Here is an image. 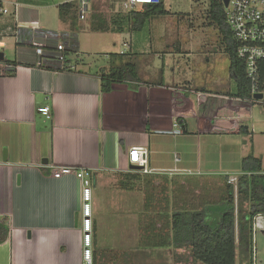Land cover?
I'll return each instance as SVG.
<instances>
[{
    "label": "crops",
    "instance_id": "crops-1",
    "mask_svg": "<svg viewBox=\"0 0 264 264\" xmlns=\"http://www.w3.org/2000/svg\"><path fill=\"white\" fill-rule=\"evenodd\" d=\"M17 1L22 3L19 19L1 17L2 26L16 20L28 25L39 21L33 4ZM122 1L109 0L110 8L117 12L111 20H92L95 12L90 15L99 23L96 32L108 31L113 36L107 37L106 44L96 41V45L108 48L107 53H124L121 61L136 60L145 77L115 82L112 90L105 92L97 73L108 68L115 57L101 65L78 57L80 63H73L75 70H56L42 66L35 49L24 45L16 46L10 59L16 62L14 70L0 77V222L9 226L8 238L0 243V264H85L83 186L75 173L55 177L54 171L61 167L91 173L93 258L102 219L100 189L126 192L127 201L143 206L150 214L147 219L154 215L161 227L171 181L176 182L177 190L190 192L191 199L185 194L176 196L180 205L199 207L223 197L224 174L242 172V168L225 172L210 161L214 151L232 145L225 143L231 134L254 132L251 117L243 112L251 105L237 96L236 79L235 87L229 90H211L206 81L201 85L186 79L183 83L168 82L165 57L161 59L162 55L154 52L152 39L135 38L138 31L128 23H114L127 12L122 6L117 9ZM39 26L57 33L49 23ZM77 33L72 30L61 35L74 38L78 49ZM126 33L130 40H126ZM115 61L119 63L117 57ZM150 70L155 80L146 78ZM172 70L176 73L177 68ZM43 105L51 107L52 117L38 111ZM226 108L231 112L220 114ZM135 146L148 148L152 172H142L145 181L133 189H123L120 184L125 174L137 170L130 168L128 155ZM251 152L262 158L264 167V157L254 149ZM186 169L200 173L188 174ZM146 202L151 204L150 211L145 209ZM253 243L257 264H264V215L254 220ZM236 264L251 263L238 255Z\"/></svg>",
    "mask_w": 264,
    "mask_h": 264
},
{
    "label": "rangeland",
    "instance_id": "rangeland-1",
    "mask_svg": "<svg viewBox=\"0 0 264 264\" xmlns=\"http://www.w3.org/2000/svg\"><path fill=\"white\" fill-rule=\"evenodd\" d=\"M22 1L34 5L33 9L38 13L39 22L49 23L56 28L60 40H62V32L77 30L80 47L78 52L71 55L73 61L78 57L100 65L109 61L108 54L110 53H107L109 49L102 45H96V41L106 44L112 34L107 30L106 33L96 32L89 26L92 21L90 15H93L94 12L95 18L105 17L111 20L115 17L117 12L110 8L109 0H90L91 8L85 19H81L79 14L75 13V16L66 20L63 19L61 11L56 5L68 0ZM53 3L56 4L52 6ZM44 4L48 5L44 6ZM164 5L167 12L152 16L145 27L138 31L135 38L146 41L152 39L154 52L162 55L161 59L165 57L168 68L167 81L172 83L177 80L183 83V80L186 79L192 81L194 85H201L203 81H206L205 85L211 90L233 89L235 77L230 69V57L222 43L218 28L208 17L209 0H165ZM121 6L122 4L118 2L117 9H120ZM125 38L130 40V34L126 33ZM5 40L8 43L5 48L6 60H10L14 58V49L17 45L11 36L5 37ZM116 48L114 50H117ZM125 49L127 50V48ZM125 49L123 48L122 51ZM119 60L118 62H120ZM156 61L158 62V60ZM172 67L177 68L176 73H173ZM151 73L150 70L146 78L155 80L156 76ZM138 76L141 78L144 76L142 68H139ZM229 112L231 111L226 108L220 114ZM243 112L245 116L251 117L250 122H253L254 132L231 134L230 138L228 136L225 139V143L229 142L232 145L226 149H217L212 158L210 157V161L224 168L225 172L239 171L243 157L253 149L264 157V104L255 103L251 105V109H246ZM203 153H206L205 148ZM189 193V191L186 193V191L176 190L175 196L185 194L184 196L191 199ZM170 195H172L171 192ZM98 196L102 219L98 232L99 245L96 247L97 264H192V260L189 259V249L162 248L150 243L149 240L145 242V239L141 237L139 225L147 223L149 219L146 218L150 214H146L143 206L138 204V207H135L133 201H127L129 194L122 190L115 192L112 188H103L99 190ZM169 199L168 210L170 212L173 210L172 199L174 200V198L172 196ZM245 204H242V208H246ZM180 206L177 204V207L180 208ZM133 209L137 210L136 214ZM215 216L219 215L216 213ZM195 264L203 263L195 262Z\"/></svg>",
    "mask_w": 264,
    "mask_h": 264
},
{
    "label": "trees",
    "instance_id": "trees-1",
    "mask_svg": "<svg viewBox=\"0 0 264 264\" xmlns=\"http://www.w3.org/2000/svg\"><path fill=\"white\" fill-rule=\"evenodd\" d=\"M165 1L159 3H147L140 8L127 11L119 21L114 23H128L132 30L139 31L154 15L166 13ZM64 20L79 14V3L73 1L64 2L59 5ZM94 16V15H92ZM208 17L218 28L222 43L230 57V69L237 82V96L241 98H252L250 81L246 75L244 61L237 55V42L227 21L226 9L223 0H209ZM93 17L92 20H94ZM97 20V18H96ZM95 20V22H96ZM92 21L91 28L99 30ZM105 23H103V26ZM108 28V27H107ZM109 29V28H108ZM73 31H77L76 29ZM65 40H72V47H69L64 55L63 65L56 62L54 55L55 47H50L49 56L44 57L47 62L40 59V64L49 69L75 70L73 63L78 65L80 60L73 61L71 55L77 52V41L65 37ZM124 53H110L109 57L123 56ZM42 60V61H41ZM110 63L108 68L102 67L98 70L101 80V90L109 92L115 82H123L130 79L138 80L139 62L136 60L115 61ZM12 66L16 62L6 60ZM14 68H11V71ZM244 130V126L241 127ZM242 172L238 174L237 186L229 183V174L221 178L225 184L223 197L216 203L204 204L197 207L192 204H182L177 207L176 182L173 180L172 188L168 190L167 213L163 217L162 226L156 225L155 216L140 227V234L145 242L149 240L155 246L162 248H186L190 250L189 259L193 262L203 264H236L238 255L245 258L252 264L253 259V229L254 219L258 215H264V167L261 157L250 152L242 159ZM144 174L139 171L126 173L121 180L120 187L133 189L134 186L144 179ZM145 181V179L143 180ZM170 192L172 195H170ZM172 199L173 210L169 212V198ZM246 203V208L242 204ZM151 204L146 202L145 209L150 211ZM218 206V207H217ZM219 216H215V214ZM148 214V212H147ZM149 217V216H148ZM147 219V218H146ZM9 235V226L0 222V243L4 242ZM97 253L93 258V264H97Z\"/></svg>",
    "mask_w": 264,
    "mask_h": 264
},
{
    "label": "built area",
    "instance_id": "built-area-1",
    "mask_svg": "<svg viewBox=\"0 0 264 264\" xmlns=\"http://www.w3.org/2000/svg\"><path fill=\"white\" fill-rule=\"evenodd\" d=\"M165 0H123L122 9L131 11L137 9L143 4L159 3ZM224 2V1H223ZM79 17L85 19L91 8L90 0H78ZM227 21L233 32L237 42V55L244 61L246 75L250 81V91L252 98H241L244 102L253 105L255 103L264 104V0H229L225 5ZM22 8V3L19 1L0 0V18L14 16L19 19V13ZM4 23H6L4 21ZM10 25L2 26L0 22V51L8 46L5 37L11 36L15 39L17 46H29L35 49L36 54L43 61L47 62L44 57L49 56L50 47H55L54 55L56 62L60 65L64 64L65 51L72 47V40H65L68 35H61V39L57 33L45 31L39 26V21L34 20L33 25L22 24L19 20ZM75 41V39L73 38ZM5 53V52H4ZM41 60V61H42ZM13 66L6 62V55L3 60H0V77L10 73ZM14 68V67H13ZM263 94V98L258 99L256 94ZM242 108H239V111ZM38 111L47 118L52 117L51 107L43 105L38 107ZM129 161L132 164L138 165L139 171L150 173L152 169L149 166V150L145 146L131 147L128 152ZM178 161L179 158H176ZM188 174H196L191 169H186ZM75 173L82 182V197H83V259L85 264H93V249H92V177L87 171H77L70 167H61L54 171L55 177H61L65 174ZM238 175H230L229 183L237 186ZM260 216V215H258ZM257 217V216H256ZM255 217V218H256ZM255 220V219H254ZM254 230V229H253ZM252 264H257L256 251L253 243V259Z\"/></svg>",
    "mask_w": 264,
    "mask_h": 264
},
{
    "label": "water",
    "instance_id": "water-1",
    "mask_svg": "<svg viewBox=\"0 0 264 264\" xmlns=\"http://www.w3.org/2000/svg\"><path fill=\"white\" fill-rule=\"evenodd\" d=\"M223 1H224L225 5H227L229 2V0H223ZM4 58H5V53L3 51H0V60H3ZM255 97L258 99H261V98H263V94L258 93L255 95ZM130 168L131 169H137V170L140 169V167L138 165H135V164H131Z\"/></svg>",
    "mask_w": 264,
    "mask_h": 264
}]
</instances>
